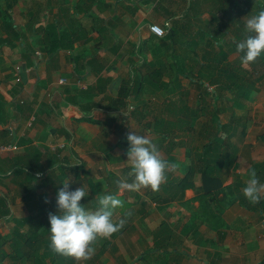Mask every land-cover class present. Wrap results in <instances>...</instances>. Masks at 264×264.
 <instances>
[{
	"label": "crops",
	"instance_id": "obj_1",
	"mask_svg": "<svg viewBox=\"0 0 264 264\" xmlns=\"http://www.w3.org/2000/svg\"><path fill=\"white\" fill-rule=\"evenodd\" d=\"M258 6V0H0V145L11 146L0 152V264L80 262L50 247L49 214L59 212L57 192L68 179L69 190L89 191L81 200L86 208L95 210L103 194L124 202L115 211L124 226L94 242L101 264H264V206L242 192L253 165L264 182V161L252 159L259 135L253 141L246 120L221 132L217 152L234 155L236 166L217 170L222 186L206 192L200 164L209 156V130L195 126L204 112L193 103L214 104L213 88H206L215 85L190 57L202 53L216 27L226 42L215 49L239 56L230 49L236 27ZM177 63L195 75L178 72ZM182 76L195 83L194 99ZM117 100L127 104L115 107ZM180 116L191 118L185 130L175 120ZM132 131L174 164L156 190L118 189L116 181L131 170Z\"/></svg>",
	"mask_w": 264,
	"mask_h": 264
},
{
	"label": "clouds",
	"instance_id": "obj_2",
	"mask_svg": "<svg viewBox=\"0 0 264 264\" xmlns=\"http://www.w3.org/2000/svg\"><path fill=\"white\" fill-rule=\"evenodd\" d=\"M245 28L248 34L236 43V50L242 54L241 63L247 65L264 55V6L246 20ZM127 140L130 145L127 160L131 170L128 177L116 181L119 191H139L146 187L158 189L166 170L174 164L163 158L158 145L147 136L132 131ZM60 184L63 187L58 190L56 198L59 212L49 214L50 247L77 261L90 259L96 250L94 242L109 238L124 226L125 219L115 216V211L123 207L124 202L116 194H103L97 197L98 206L93 210L81 203L82 198L89 195L83 185L69 190L70 179ZM242 192L253 204L264 199V182L260 181L255 170L250 171Z\"/></svg>",
	"mask_w": 264,
	"mask_h": 264
},
{
	"label": "trees",
	"instance_id": "obj_3",
	"mask_svg": "<svg viewBox=\"0 0 264 264\" xmlns=\"http://www.w3.org/2000/svg\"><path fill=\"white\" fill-rule=\"evenodd\" d=\"M259 1V6H258V11L262 6H264V0H258ZM243 10V9H242ZM244 12V10H243ZM172 33V30L169 31ZM222 36L225 32L220 30ZM236 39L234 41H231L233 44H231L230 49H233L236 47V43L246 37L248 34L245 31H242V28L237 26L236 27ZM242 36V37H241ZM222 38V37H221ZM211 37L207 43V45H204L203 51H207V53L202 56L205 62L201 61V54L198 53L196 50H194V54L190 55L192 60L196 63H200L199 69H197L199 76L208 77L211 79V82L215 85L213 86V96H214V104H215V112L219 107L220 103H224L225 107L221 108L222 105L220 106L221 111L222 109H226L227 106L230 105L232 106V119H236L238 117H243L239 116L237 113H235V107H236V101H238L240 98L243 99L245 98L246 100L250 98V93H249V88L251 87V81H249L250 77H247V70H244V73L242 69L240 68L241 66L238 64H235V62L232 61H227L228 59V54L223 50L220 52V50H216L215 47L219 46V42L216 41H211ZM221 42H226V38L224 37V40L222 38ZM202 51V55H203ZM242 54L239 53L238 59H240V56ZM197 58V59H195ZM226 60V66L225 68H221L222 61ZM241 60V59H240ZM252 66L256 67L258 64L261 67L258 69H264V55H261L258 57L254 62H250ZM184 65V64H183ZM178 66V72H184V73H190L191 75H195L194 68H186L185 66L181 67L180 63H177ZM193 67V66H192ZM257 70V71H258ZM250 73V72H249ZM224 76L225 78H221ZM264 76V70L261 73V77ZM249 78V79H248ZM247 89V92L245 90ZM227 91L228 93H225ZM123 93H126V89ZM240 99V101H241ZM231 102V103H230ZM127 104V102L123 100H117L113 102V105L115 107H121L123 105ZM186 102H183L181 105L183 107L185 106ZM236 104V105H235ZM233 105L235 107H233ZM180 106V108L182 107ZM243 106V103L241 104ZM240 106V107H241ZM220 113V112H219ZM216 114V113H215ZM218 114V112H217ZM214 116L213 119H216L214 121L219 122V114ZM178 121V126L181 128V130H185L186 126H189L191 124V118L190 117H182L180 116L178 119H175ZM210 122V121H209ZM216 122V123H217ZM238 123V120H235L234 124ZM216 128H218V131L216 133H210L207 132L208 138H209V143L207 147H205V152L209 154L208 157L203 158L202 163L200 164V171L202 172L203 178H204V188H206V192H211L213 189V185L217 188L222 186L221 179L219 176L216 174L217 170H221L223 168L229 169L233 168L236 166V163L234 162V155L229 154L228 152L220 153L218 151V144L222 140V131H227V126L228 124H222V123H217ZM238 125V124H237ZM221 128V129H220ZM221 130V131H220ZM243 131V130H242ZM233 135H229L228 137H231ZM258 166L253 165L249 170H255L257 172V175L260 176L262 171L259 170ZM260 178V177H259ZM216 188V189H217ZM211 190V191H210ZM229 190H232V186L229 187ZM216 199L214 197H211V201ZM241 202L243 204H247V201L244 200L242 197ZM260 205L264 206V199H262L260 202ZM248 205V204H247Z\"/></svg>",
	"mask_w": 264,
	"mask_h": 264
},
{
	"label": "rangeland",
	"instance_id": "obj_4",
	"mask_svg": "<svg viewBox=\"0 0 264 264\" xmlns=\"http://www.w3.org/2000/svg\"><path fill=\"white\" fill-rule=\"evenodd\" d=\"M250 16L247 15H243L241 18V24L238 25L239 27L242 28V31H246L245 28V23L246 20L249 18ZM220 28L216 27L214 29H212V35L211 36V41H216V42H221L222 40V34L219 30ZM217 32V33H215ZM207 53V51H203V55L201 53V58L202 56H204ZM233 57V59H230L228 57L227 61H232L235 62V64H239L244 73V70H247V77H250V80L252 82H254L255 84H252V86L249 88V93L250 96L252 95V98H249L248 100H246L245 98L240 99L238 101H236V107L233 105V107H235L234 109L236 110L238 115H241L243 113H246V115L244 117H238L236 119H232V106L230 107L227 106L226 109H222L221 111H219V109L224 108L225 104L222 102L219 104L218 109L215 112V105L213 104L212 101H207V98H205L204 103L203 102H199L198 103V99H196V93L198 92L197 87L195 85L194 82H191V80L188 78H186V76H182V80H184V87L188 88L190 90V97L192 99H194V108H198V112H204V118H199L197 121H195V126H197L198 129H202V128H206L207 130H209L208 132H213L212 129L216 128V124L217 123H222V124H228V126H233L235 120H238V124L241 125L242 121L245 122V120L247 121L248 124V128H250L251 133L253 134V141L255 140V138L257 137V135L260 136V134L264 131V77H261V73L263 72V68L258 70L261 65L259 66V64L254 67L252 66L251 63L244 65L241 63V60L238 59V54H234V55H230ZM236 56V57H234ZM197 59V58H195ZM237 64V65H238ZM226 60L222 61L221 64V68H225L226 66ZM258 70V71H257ZM250 72V73H249ZM195 80L198 79V77H193ZM206 79L209 80L208 77H204ZM249 79V78H248ZM212 88L213 87H207L206 89H208L207 91L209 93L212 92ZM245 92H247V89L245 90ZM198 94V93H197ZM189 97V98H190ZM231 103V102H230ZM243 103V106H241V104ZM198 105V106H197ZM222 105V107L220 108V106ZM241 106V107H240ZM201 109V110H200ZM219 114V122L214 121L216 119H213L214 116L217 114ZM216 113V114H215ZM217 114V116H218ZM206 117V118H205ZM210 121V122H209ZM206 122V123H205ZM217 122V123H216ZM205 123V124H204ZM229 134H226V136L230 135V132H228ZM260 133V134H259ZM259 136L256 139V146H257V150L254 151V157H252L253 160L262 163L264 161V141L259 139ZM251 139V138H250ZM224 142V141H222ZM262 143V144H261ZM262 146V147H260ZM244 160V159H243ZM258 163V164H259ZM244 165V164H242ZM241 166V165H240ZM260 166V164H259ZM240 173H237V178L239 177ZM253 204V203H252ZM232 205V203L229 204V206ZM95 254L91 257L90 262H88V260H81L80 262H78V264H101L100 262V257L102 256V254L100 253V248L96 247L95 248Z\"/></svg>",
	"mask_w": 264,
	"mask_h": 264
},
{
	"label": "built area",
	"instance_id": "obj_5",
	"mask_svg": "<svg viewBox=\"0 0 264 264\" xmlns=\"http://www.w3.org/2000/svg\"><path fill=\"white\" fill-rule=\"evenodd\" d=\"M151 31H153L155 34L159 35V36H163L165 34V29L159 27L158 25H151L150 27ZM18 80H20V77L18 78ZM11 148L10 145H0V152L2 151H7Z\"/></svg>",
	"mask_w": 264,
	"mask_h": 264
}]
</instances>
